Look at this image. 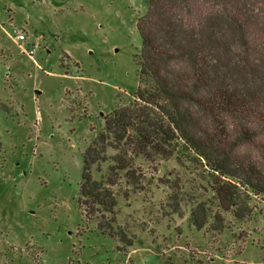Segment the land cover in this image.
Listing matches in <instances>:
<instances>
[{"label": "rangeland", "instance_id": "374dc122", "mask_svg": "<svg viewBox=\"0 0 264 264\" xmlns=\"http://www.w3.org/2000/svg\"><path fill=\"white\" fill-rule=\"evenodd\" d=\"M149 5L0 0V264H264V195L190 152L138 161L141 189L119 195L115 214L131 245L79 207L84 153L139 84L137 25ZM231 121L228 167L264 168V126L244 124L261 134L239 143Z\"/></svg>", "mask_w": 264, "mask_h": 264}, {"label": "trees", "instance_id": "16d2710c", "mask_svg": "<svg viewBox=\"0 0 264 264\" xmlns=\"http://www.w3.org/2000/svg\"><path fill=\"white\" fill-rule=\"evenodd\" d=\"M137 26L139 84L86 149L78 199L85 217L124 245L132 239L115 226L117 197L141 189L138 161L190 152L264 195V168L240 159L235 169L245 175H236L223 147L233 136L229 120L242 127L239 143L261 134L244 124L264 126V0H150Z\"/></svg>", "mask_w": 264, "mask_h": 264}, {"label": "built area", "instance_id": "2783aa9c", "mask_svg": "<svg viewBox=\"0 0 264 264\" xmlns=\"http://www.w3.org/2000/svg\"><path fill=\"white\" fill-rule=\"evenodd\" d=\"M14 32H15V38L20 42V43H23V42H25V40H26V37H27V35H26V33L25 32H23L22 30H14ZM39 48V44L38 43H33L32 45H31V48H24V50H25V52L28 54V55H30V56H32L36 51H37V49Z\"/></svg>", "mask_w": 264, "mask_h": 264}]
</instances>
